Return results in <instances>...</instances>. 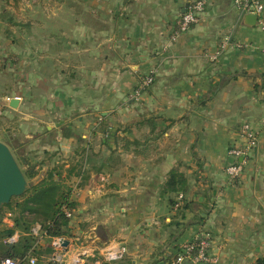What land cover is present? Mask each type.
<instances>
[{"label": "crops", "instance_id": "1", "mask_svg": "<svg viewBox=\"0 0 264 264\" xmlns=\"http://www.w3.org/2000/svg\"><path fill=\"white\" fill-rule=\"evenodd\" d=\"M192 1L58 0L59 12L26 22L0 15L9 35L0 37V78L12 80L0 113L12 122L10 139L17 129L42 164L0 139L43 177L76 164L92 175L78 194L81 176L69 179L79 208L64 264H170L204 232L210 264H264V87L255 88L264 84V31L234 0H209L173 39ZM152 70L154 81L133 97ZM246 122L258 142L232 178L229 148ZM174 168L188 179L178 205V193H161ZM102 175L105 190L90 193ZM118 244L125 256L107 260Z\"/></svg>", "mask_w": 264, "mask_h": 264}, {"label": "trees", "instance_id": "2", "mask_svg": "<svg viewBox=\"0 0 264 264\" xmlns=\"http://www.w3.org/2000/svg\"><path fill=\"white\" fill-rule=\"evenodd\" d=\"M0 1L3 2L4 0ZM262 87H264V84L255 85L256 90H259ZM39 164L42 163L39 161ZM61 168L59 166L53 167L43 178L38 180L34 179L40 173L39 168H36L35 165H28L26 168H22L26 178L31 183V187L22 196H19L23 197L22 200L14 202L17 197H13L11 201L8 204H5L0 210V222L3 223L5 222L3 218L6 217L4 215L7 214H5L6 206L13 209L15 205V207L19 210L18 215L12 216L14 222L13 226H7L1 231L0 264H2V258H24L37 240L35 236L29 234L31 227L35 223H40L49 236L47 238L48 243L44 247L43 251H35L39 260L43 254L48 256L54 251L50 237L72 235V227L70 224L71 218L66 215L65 209L74 211L75 216V213L79 208V203L73 197V185L67 184V181L73 175L81 176V180L77 186L84 187L90 183L92 175L86 168H84L83 164L71 165L65 176H63V169L61 170ZM187 189L188 179L186 175L178 168H174L169 172V176L161 188V193L168 194L176 192L179 194L181 192H186ZM170 202L173 205L175 204L172 199H170ZM18 229L22 231L23 234L16 243L10 244L3 242V238L12 235ZM184 250V246L178 248L174 256L170 257L171 259L169 262H172L181 253H183ZM38 262L36 264H39ZM20 264L31 263L25 259ZM48 264L54 263L48 260Z\"/></svg>", "mask_w": 264, "mask_h": 264}, {"label": "built area", "instance_id": "3", "mask_svg": "<svg viewBox=\"0 0 264 264\" xmlns=\"http://www.w3.org/2000/svg\"><path fill=\"white\" fill-rule=\"evenodd\" d=\"M209 0H193L189 3L187 10L181 15L178 29L173 32L172 38L175 39L177 36L189 29L192 24L198 23L203 13L206 9ZM235 5L244 13V14H255L257 15V26L264 31V3L261 0H234ZM264 52V47L262 49ZM220 52L217 53L219 55ZM155 72H152L146 75L140 84L135 88L132 93L133 97H139L141 91L149 86L154 81ZM241 143L233 144L229 148V155L232 157V162L226 166V173L232 177H238L244 168V160L250 154V152L255 148L258 142V136L255 129L248 122L244 123L241 131ZM108 178L107 176H100L99 183L90 187V193L93 194H102L105 190ZM80 187L76 185L74 189L75 193L80 192ZM79 190V191H77ZM184 194L181 192L177 197V205L183 202ZM65 213L69 218L74 217V211L70 209H65ZM23 234L19 229L16 230L12 235L6 236L3 241L4 243H16L20 236ZM29 234L36 237V242L29 252L24 256V258H12L6 257L1 259L2 264H20L23 260L27 259L31 264H36L39 260L38 256L35 254V251L39 249L42 245V242L46 240L49 236L47 231L42 227L40 223H35ZM51 243L54 247V251L47 256V259L54 264H64L68 257V251L65 249L61 243L60 239L65 238L64 236H52ZM212 245V237L209 233H200L192 241L184 245V252L181 253L177 258H175L170 264H184L185 260H190L192 264H210L214 261V257L209 254V249ZM128 248L125 244L110 245L104 251V256L107 260H118L125 256ZM79 261V258H73L72 262L76 264Z\"/></svg>", "mask_w": 264, "mask_h": 264}, {"label": "rangeland", "instance_id": "4", "mask_svg": "<svg viewBox=\"0 0 264 264\" xmlns=\"http://www.w3.org/2000/svg\"><path fill=\"white\" fill-rule=\"evenodd\" d=\"M58 0H4L3 2L0 1V15L5 16L7 19L8 18H12L15 21H27V18H29L30 16H33L34 14L36 15H40L41 17L44 14H49V13H54V12H59V6L57 5ZM6 26V22L3 21L0 18V37L2 36H7L8 34L6 32H4L5 27ZM9 36V35H8ZM1 40V38H0ZM5 42V40H4ZM1 46V44H0ZM3 46H8L7 44H3ZM2 47V46H1ZM0 47V49H1ZM1 50H0V54H1ZM1 62H3L2 60H0V67H1ZM3 72V70H0V72ZM12 84V80L10 77H8L7 79L5 77L0 78V92H6L7 89H10V86ZM6 93H11L10 90H8V92ZM4 114L0 113V138L5 140V141H11V145L13 148L17 147V145H21V149L24 150L25 157L28 160H32L34 162H39L41 159L44 158V154L43 153H36L35 150H28L29 147V143L28 140L25 139V137L22 135V133L20 134V132H18L17 129H15L17 135H14V138H16L17 141H12L10 139V136H12V122L11 120H9L8 118L3 116ZM15 153L16 155L19 154V152H22L20 149L15 148ZM14 153V152H13ZM15 155V154H14ZM16 157V156H15ZM39 172H40V176L39 178H42L44 175V171H43V167L39 168ZM64 174V172H63ZM37 180V179H36ZM30 182V181H29ZM72 179L67 181V184H71ZM73 185H75V183H73ZM23 197H17L15 201L17 200H22ZM15 208V209H14ZM12 209L11 207H7L5 208V214H10V215H4L6 216L5 218H3L5 220V222H0V236H1V231L6 228L7 226L10 225L9 222H13V217L12 216H16L19 213V210L17 209V207H15ZM4 239V238H3ZM4 242V241H3ZM43 251V249H42ZM45 254H43L39 260V264H48V259L46 258V256H44Z\"/></svg>", "mask_w": 264, "mask_h": 264}, {"label": "water", "instance_id": "5", "mask_svg": "<svg viewBox=\"0 0 264 264\" xmlns=\"http://www.w3.org/2000/svg\"><path fill=\"white\" fill-rule=\"evenodd\" d=\"M186 5L183 12L187 10ZM245 18L250 25H257V15L248 13ZM10 105L17 108L19 98L11 99ZM31 183L26 178L17 158L15 157L8 143L0 139V210L5 204H8L13 197L22 196L29 190ZM61 245L66 249L69 240L60 239ZM184 264H192L190 260H185Z\"/></svg>", "mask_w": 264, "mask_h": 264}]
</instances>
